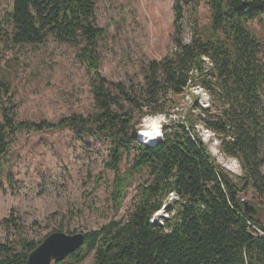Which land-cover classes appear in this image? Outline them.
Listing matches in <instances>:
<instances>
[{"label": "trees", "instance_id": "trees-1", "mask_svg": "<svg viewBox=\"0 0 264 264\" xmlns=\"http://www.w3.org/2000/svg\"><path fill=\"white\" fill-rule=\"evenodd\" d=\"M198 1L208 6L210 22L184 45V8ZM94 8V0H13L0 22V32L9 29L4 36L13 46H38L53 36L78 48L93 74L95 106L91 116L57 124L18 123L0 106V178L17 134L67 128L108 146L104 169L113 174L115 210L135 175H148L123 219L85 233L83 245L54 264H82L91 255L92 264H264V207L248 216L243 198L252 191L264 201V0H173L174 51L143 69L139 94L122 85L110 90L98 73L95 46L105 32L94 25ZM254 22L261 26V38L251 29ZM191 88L205 90L210 107L175 115L174 99ZM9 92V84L0 80V97ZM134 111L167 119L156 145L137 138ZM197 126L210 131L221 152L239 163L240 176L216 163ZM124 156L133 157L122 172ZM169 195L175 201L168 217L152 224ZM3 223L12 224V218ZM43 240L0 243V264H28V255Z\"/></svg>", "mask_w": 264, "mask_h": 264}, {"label": "rangeland", "instance_id": "rangeland-1", "mask_svg": "<svg viewBox=\"0 0 264 264\" xmlns=\"http://www.w3.org/2000/svg\"><path fill=\"white\" fill-rule=\"evenodd\" d=\"M12 1L0 0V22L10 13ZM94 2V25L105 32L95 46L98 73L110 90L122 85L129 93L139 94L143 69L174 51L173 0ZM209 22L210 11L204 2L185 7L180 21L182 43L189 44L193 35L204 33ZM4 29L0 32V80L9 84L10 92L0 97V106L10 109L16 122L57 124L71 116L86 118L95 113L93 74L79 57L78 48L61 44L53 36L42 45L13 46L9 35L4 36L9 29ZM251 29L262 37L258 22ZM174 101L175 115L182 117L194 107L208 109L211 105L209 95L201 88L188 89ZM133 115V122H139L138 139L149 121H158L160 132L167 123L163 115L140 117L137 111ZM196 128L216 163L233 177L240 176L239 163L221 152L220 141L205 128ZM107 148L69 128L17 134L0 178V243L15 244L22 239L37 242L55 232L85 234L123 219L132 208L138 186L146 182L148 175H135L125 199L115 210L110 197L113 174L104 169ZM132 157L124 156L122 172ZM243 198L257 211L264 207V201L252 191ZM174 201L170 195L165 198L151 223L161 224ZM8 218H12L13 225L3 223ZM82 264H92V255Z\"/></svg>", "mask_w": 264, "mask_h": 264}, {"label": "water", "instance_id": "water-1", "mask_svg": "<svg viewBox=\"0 0 264 264\" xmlns=\"http://www.w3.org/2000/svg\"><path fill=\"white\" fill-rule=\"evenodd\" d=\"M162 139L161 134L153 144H142L154 146ZM244 213L255 217L258 214L257 209L249 202L244 201ZM264 217V211H263ZM85 242L84 234L66 235L55 232L44 238V240L28 255V264H54L64 261L68 256L75 253Z\"/></svg>", "mask_w": 264, "mask_h": 264}, {"label": "bare ground", "instance_id": "bare-ground-1", "mask_svg": "<svg viewBox=\"0 0 264 264\" xmlns=\"http://www.w3.org/2000/svg\"><path fill=\"white\" fill-rule=\"evenodd\" d=\"M160 126L158 121L152 120L147 123L140 132V140L145 144H153L160 137Z\"/></svg>", "mask_w": 264, "mask_h": 264}]
</instances>
